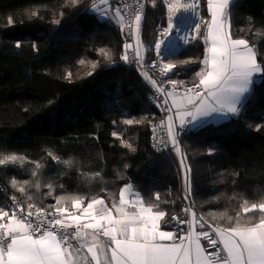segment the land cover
Segmentation results:
<instances>
[{
  "label": "trees",
  "instance_id": "16d2710c",
  "mask_svg": "<svg viewBox=\"0 0 264 264\" xmlns=\"http://www.w3.org/2000/svg\"><path fill=\"white\" fill-rule=\"evenodd\" d=\"M95 3L0 0V159L17 157L0 165V209L9 193L36 210L97 198L114 203L129 183L146 204L171 212L182 203L175 154L153 148L159 109L134 65L122 59L130 40L126 27L101 20ZM200 5L197 38L173 55L179 62L188 58L171 77L177 82L200 78L209 20L207 0ZM230 17L232 36L255 46L264 63V0H236ZM167 24L165 2L147 0L141 37L149 59ZM179 142L191 196L204 215L224 226L258 223L264 204V80L255 81L238 116L190 129Z\"/></svg>",
  "mask_w": 264,
  "mask_h": 264
},
{
  "label": "snow or ice",
  "instance_id": "6c2138e0",
  "mask_svg": "<svg viewBox=\"0 0 264 264\" xmlns=\"http://www.w3.org/2000/svg\"><path fill=\"white\" fill-rule=\"evenodd\" d=\"M104 2L107 3L108 0ZM231 2L232 0H207L211 20L207 23L208 33L204 37L208 45L207 54L202 60V70L197 72L201 78L198 84L185 89L184 96L179 101H174L175 116L179 120L181 130L189 126L195 129L202 120L209 118L213 113L238 116L240 111L238 105L241 104V98L245 93L250 91L254 77L259 76L264 80V63L258 61L254 48L250 47L245 39H231L230 31L224 30L223 12ZM174 8L175 5H170V9ZM197 8L196 3L186 4L184 11L195 13ZM135 23L139 30L140 14L135 16ZM199 26V22L192 25V33L185 37V43L196 39ZM172 28L173 17L169 16V27L159 35L169 34ZM162 45H166V41L158 39L153 46L156 55L161 58H163ZM16 47H20L19 41L16 42ZM124 48L125 54L122 59L127 61L128 51L132 46L125 44ZM136 57L142 61L139 45H137ZM151 67L159 68L162 75H168L173 72L176 65L172 63L161 65L159 61L154 60ZM152 83L156 85L155 80ZM169 83L174 89L178 84L176 80L171 79ZM179 84L182 85L183 81ZM157 91H163V87L157 88ZM164 103L167 104V101L165 100ZM165 110L172 111L171 108ZM126 123L132 124V120H126ZM168 125V135L175 147L177 140L171 115L168 116ZM259 127L258 125L257 130ZM175 150L180 151L178 147H175ZM16 160L17 157L12 155L0 159V165H4L6 161ZM180 163L181 168L184 169V161L181 160ZM188 172L190 173V168ZM13 184L15 185V180ZM126 190L127 188L120 193V206L113 205L118 218L113 217L112 209L106 207L102 199L93 200L87 204L83 214L91 217L94 222L79 226L71 239L62 219L64 209L56 208V215L48 213L50 219L43 211L34 215L32 212L25 213L22 208L13 209V217L9 222L0 223V264H74L75 254L71 251L72 239H81L88 235L82 229H92L95 233L92 237L93 246L87 249L95 264H209L205 250L199 243L201 235H209L207 231L193 233L189 230L187 236L179 237L181 243H161L160 241L175 239L172 231H162L156 223L165 213L159 210L153 213L151 208L146 207H141L138 211L126 212L124 210ZM60 199L62 200L63 197ZM59 202L58 200L57 203ZM80 203L81 201L76 200L73 206L79 207ZM94 205H101L95 210V214L92 211ZM256 207L257 205H252L253 209ZM259 209L262 214L259 223L246 228L237 226L227 230H217L216 234L222 247H217V240L209 236V246L215 249V252L210 254L213 259L221 260L223 264H264V204H260ZM244 211L248 212L250 209L245 208ZM7 216L8 212L0 209V220ZM16 216L20 218L16 219ZM73 219L78 222L81 217L75 215ZM172 219L177 220L181 226L187 224L189 229L192 228V221L179 217ZM196 219L193 213V221ZM199 227L203 228L204 225L200 224ZM177 230L183 229L180 227ZM98 235L108 237L110 245L101 247L96 241ZM76 252L78 253L79 249H76ZM222 253L226 255H221ZM101 254L103 260L100 259Z\"/></svg>",
  "mask_w": 264,
  "mask_h": 264
},
{
  "label": "built area",
  "instance_id": "2783aa9c",
  "mask_svg": "<svg viewBox=\"0 0 264 264\" xmlns=\"http://www.w3.org/2000/svg\"><path fill=\"white\" fill-rule=\"evenodd\" d=\"M101 0H96V2H99ZM117 8L122 12L124 21L126 23V31L129 36V44L132 46L130 51V63L134 65L135 69L138 71L139 75L141 76L143 82L147 86V88L150 91V100L153 105H155L160 112L159 118L153 122L152 124V143L153 148L157 151H171L175 154V157L177 158L179 162V167L181 171V195H182V203L180 207L174 211L168 212L166 216L162 220V226L164 228L170 229L175 236L176 240H180V236H187L189 230L193 231V233L203 232L207 231L208 236L201 235L199 239L203 242V249L205 250L206 257L211 261H221L213 259L210 255L211 253L215 252V249L210 248L209 246V236L212 239L217 240V247H222V245L219 243V237L216 234L217 230L222 229L221 224L212 223L201 211V209L197 206L195 201L193 200L188 183H187V176L185 169L181 168V160L182 154H181V146L178 137L177 144L175 147H178L180 149L179 152L175 150V147L172 145L171 138L168 135L169 131V125H168V116L171 115V112L166 111V108H170V104L166 98V91H171L173 93H180L184 94L185 89L192 88L194 85L198 84L199 81H195L192 83L189 82H183V84H177L176 88L174 89L173 86L169 83V80L171 77L174 76V74L177 71V59L173 57L174 54H176L181 49L186 48L190 43H185V38H179L175 41V38L173 37V41L169 46H165L162 49L163 58L158 57L155 53V57L153 59H149L147 55H142V61L138 60L136 57V50H135V16L137 14H140L141 16L145 12L146 8V0H113ZM169 17V14H168ZM164 29V28H163ZM162 28L159 29L157 40L159 39V33L162 32ZM173 36V35H172ZM156 40V41H157ZM167 44V40H166ZM155 51V49H154ZM172 56L173 59H169V57ZM159 61L162 64L165 63H172L176 65V68L173 70L172 73H168V75H162L159 71V68H153L151 67V64L153 61ZM156 81V85H153L152 81ZM172 80V79H171ZM163 87V91H157V88ZM165 100L167 101V104H165ZM191 129V126H189L187 129L182 130L181 135L186 133ZM185 197H189L188 199H185ZM5 209L10 213V216L13 217V209H20L22 208L25 213L32 212L34 215L37 214L39 211H43L46 216L48 213H52L56 215V210L53 209H42V210H36V209H26L22 206L20 198L13 193H9L4 202ZM188 210V211H185ZM193 213L196 216V220L193 221ZM173 217H179L180 219L186 220V221H192V228L189 229L188 225L185 224L183 226L179 225L177 220H173ZM16 219H19V216L15 217ZM48 219L51 218V216H47ZM62 219H65V213L62 217ZM35 223V221H34ZM65 223V222H64ZM195 223V227L193 228V224ZM203 224L204 227L200 228L199 225ZM66 230L70 234V239L72 238V235L76 233L77 229L81 225H68L66 224ZM182 227V231H178L177 229ZM87 232L94 231L92 229H82ZM61 231H64V229H61ZM95 234V233H94ZM98 237H103L102 235H98ZM72 245L75 247V242L72 239ZM221 255H226V253H222Z\"/></svg>",
  "mask_w": 264,
  "mask_h": 264
},
{
  "label": "crops",
  "instance_id": "0c3cea01",
  "mask_svg": "<svg viewBox=\"0 0 264 264\" xmlns=\"http://www.w3.org/2000/svg\"><path fill=\"white\" fill-rule=\"evenodd\" d=\"M197 1H198V6H199V14H198L197 22H199V25H200V22L202 20V11H201L200 0H197ZM235 1L236 0H232V2L230 3L229 7L224 9L222 22H223V25H224V30L226 32L230 31L231 39H244V38H235L231 34L230 6ZM97 3L98 4L95 5L94 12H96L98 14V16H99V18L101 20L111 19V14L110 13H113V18H115V16H116L115 19H117L119 22L124 23L123 14L117 8V6L115 5L113 0H108L107 3H105L104 0H101V1H99ZM207 8H208V5H207ZM208 12H209V9H208ZM143 19H144V17H142V19H141L140 28H139V30L137 32L136 38L139 39V42H140L141 46L145 47L144 44H143V41H142V37H141ZM210 20H211V15H210V12H209V20H208V22ZM168 23H169V21H168ZM207 33H208V27L206 28L205 33H203V36H202V40H203V42L205 44V55L207 54L208 45L205 43L204 37L207 35ZM197 36H196V38H197ZM194 40H192V41H194ZM249 46L253 47L254 50L256 51L255 46L251 45L250 43H249ZM130 51H131V49L128 51V56L129 57H130ZM256 54H257V51H256ZM202 68H203V64H202L201 70H202ZM200 78H199V80H200ZM258 78H260V77L259 76L254 77V83H255V81ZM252 87H253V85L250 87V91H251ZM250 91L248 93H245V95L241 98V104L245 101V99H246L247 95L250 93ZM168 93H173V92L166 91V98H167V100H168V102L170 104V108L172 109L171 116H173V127H174V130H175L176 139H177L178 137L181 136L182 130H181L180 125H179V120L175 116L174 101H179L184 96V94L173 93V95H168ZM241 104L238 105L239 109L241 107ZM236 116L237 115H232V114L224 116V115H221V114L213 113L209 118H206V119L202 120L200 122V124L195 129H198V128H201V127H205V126H207L209 124L218 125V124L226 122V121H228V120H230V119H232L233 117H236ZM191 129H193V128H191ZM181 154H182V150H181ZM182 158H183V155H182ZM187 183H188V180H187ZM188 187H189V190H190V186L189 185H188ZM125 188H127V190L124 192V199L126 201V203L124 205V210L126 212L138 211L139 208H141V207L151 208L153 213L155 211H157V210L163 211L165 213V215L163 217H161L159 220H157L156 223L159 225L160 230H162V231H171L170 229L164 228L162 226V220L166 216V214L168 213L167 210L161 209V208L157 207L156 205L146 204L144 202V199L142 197L141 192L138 190V188H137V186L135 184H133V183L126 184L125 186H123L122 190L125 189ZM100 199H102L104 201V204H105L106 207L112 209L113 217L114 218H118V214H117L116 208H113V205L115 204L116 206L119 207L120 206V198H119V200L115 201L114 203H108L106 201V199H104V198H97V199H94V200H100ZM79 201H81L79 207L72 206L71 208H63L64 210H66L64 212L65 213L64 222L66 224H68V225H83V224L88 223V222H94V221L91 220V217L83 214V210L87 207V204L92 202L93 200L92 201L79 200ZM135 201H139V203H134ZM74 203H73V205H74ZM100 207H101V205H94V208L92 210L93 214H95V210L100 208ZM4 211H7V210L4 209ZM75 215H80V217H81L80 221L77 222V221H75L73 219V217ZM10 218H12V217L10 216V213L8 212V216L5 217L3 220H0V223L7 224L9 222ZM252 225H254V224H252ZM252 225H239V227L246 228V227H251ZM195 226L196 225L194 223L193 224V228ZM233 227H237V226H224V225H222V229H219V230H227V229H230V228H233ZM83 232L87 233L88 235H86L85 237H83L81 239H73V241L75 242V247H73L71 249V251L75 254L74 255V264H95V262L91 260V253H89L87 251L89 246H93L94 242H93L92 237L95 234L92 233V232H87L85 230H83ZM74 235L75 234H73L72 237ZM96 241L100 244L101 247L106 246V245H110V240H109L108 237H104V236L103 237H98V236H96ZM160 242L161 243H166V244L181 243L180 240H176V239L167 240V241H160ZM186 242L187 241H185V243ZM199 243H200V245H201V247L203 249V242L200 239H199ZM81 245H83V246H81ZM76 249H79L78 253L76 252ZM109 255H110V253H109ZM205 257H206V255H205ZM103 258L104 257L101 254L100 259L103 260ZM207 260H208L209 264H223V261H211L208 258H207ZM193 262H194V258H193Z\"/></svg>",
  "mask_w": 264,
  "mask_h": 264
},
{
  "label": "bare ground",
  "instance_id": "6f19581e",
  "mask_svg": "<svg viewBox=\"0 0 264 264\" xmlns=\"http://www.w3.org/2000/svg\"><path fill=\"white\" fill-rule=\"evenodd\" d=\"M192 3H196V1L195 0H167L166 4L168 6L169 16L173 17V28L170 30L169 34H166L164 36H159V39L166 41L169 36L173 35L176 41L179 38H185L186 36L191 35L192 25L194 23H197L198 14H199V6L195 13L184 11V8L186 4H192ZM170 5H175V8L170 9ZM177 17H179V19H176ZM168 21H169V18H168ZM168 27H169V23L167 27L164 29H167ZM135 42H136V39H135ZM165 46H167V44ZM163 47L164 45H162V49ZM135 50L137 51L136 46H135ZM142 55H145L143 51L140 53V56Z\"/></svg>",
  "mask_w": 264,
  "mask_h": 264
},
{
  "label": "rangeland",
  "instance_id": "374dc122",
  "mask_svg": "<svg viewBox=\"0 0 264 264\" xmlns=\"http://www.w3.org/2000/svg\"><path fill=\"white\" fill-rule=\"evenodd\" d=\"M164 2H165V5H166V9H167V18H169L168 17V14H169V12H168V6H167V4H166V0H163ZM196 1V3H197V0H195ZM98 3H95L94 4V6H93V10H94V8H95V5H97ZM146 6H147V0H146ZM145 11H146V8H145ZM111 14V19H106V20H112V21H116V22H119L117 19H115L116 18V16H115V18H113V13H110ZM144 14H145V12H144ZM144 14L141 16V19H142V17H144ZM144 20V19H143ZM120 24L123 26V27H126V23H125V21H124V23H122V22H120ZM143 24V23H142ZM168 25V24H167ZM167 27V26H166ZM135 29H136V24H135ZM137 32H138V30L136 29V31H135V39H136V42H135V46H136V48H137V45H139V52L141 53L142 51H143V53L146 55L147 53H146V50H145V48L143 47V46H141V44H140V42H139V39L138 38H136V36H137ZM128 59H130L129 58V56H128ZM169 59H173L172 58V56H170L169 57ZM188 58H186V59H182V60H180V61H182V62H184V61H186ZM192 61H196L195 59H192V58H190ZM182 62H179V60L177 59V63H182ZM178 67V66H177ZM183 155V154H182ZM184 161V160H183ZM184 165H185V163H184ZM185 172H186V176H187V168H186V165H185ZM56 210V209H55ZM66 211V210H65ZM64 211V212H65Z\"/></svg>",
  "mask_w": 264,
  "mask_h": 264
},
{
  "label": "water",
  "instance_id": "95a60500",
  "mask_svg": "<svg viewBox=\"0 0 264 264\" xmlns=\"http://www.w3.org/2000/svg\"><path fill=\"white\" fill-rule=\"evenodd\" d=\"M197 4H198V1H197ZM168 12H169V10H168ZM172 41H173V36L171 35L167 38V46H169L172 43Z\"/></svg>",
  "mask_w": 264,
  "mask_h": 264
}]
</instances>
